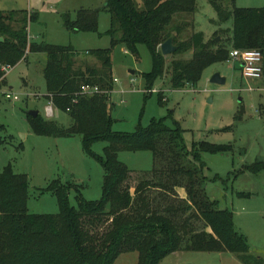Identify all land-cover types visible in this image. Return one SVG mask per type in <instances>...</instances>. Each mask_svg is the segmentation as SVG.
<instances>
[{
    "label": "trees",
    "instance_id": "1",
    "mask_svg": "<svg viewBox=\"0 0 264 264\" xmlns=\"http://www.w3.org/2000/svg\"><path fill=\"white\" fill-rule=\"evenodd\" d=\"M207 1L219 23L232 19L226 44L215 42L218 35L205 42L202 33L194 31L196 0H106L102 9H81L75 17L63 14L62 25L70 34L100 37L99 13L109 15L104 35L111 47L86 53L95 61L92 66L77 58L71 45L29 43L27 25L36 20L35 15L0 12V64L15 66L25 59L26 50L44 54L45 98L71 121L64 127L39 113L35 118L27 114L32 132L53 138L80 136L83 148L104 170L100 200L88 202L78 193L73 208L68 203L69 187L54 181L44 191L55 196L59 212L37 215L27 210V176L5 167L0 172V264H113L126 252L138 254L137 264H160L183 251L230 253L241 264H261L236 230L232 212L219 209L205 192L200 153L221 154L230 146L202 144L199 151L188 149L184 131L178 125L168 127L164 118L151 120L147 127L138 124L130 134L112 131L108 101L114 82L111 50L116 45L132 55L138 54L141 45L149 51L153 68L143 75L149 96L153 81L163 76L165 59L159 46L169 37L177 47L173 56L192 53L189 60L172 57L167 72L173 90L196 84L208 66L228 62L231 50L260 52L264 80V7L236 8L234 0ZM83 87L97 91L84 93ZM162 102L163 95L158 93V103ZM242 113L237 112L235 119L240 120ZM97 142L107 143L102 156L90 150ZM119 152H149L154 167L131 176L118 161ZM247 169L258 173L264 162ZM131 180L136 182L134 187L129 186ZM178 189L184 190L185 198L178 197Z\"/></svg>",
    "mask_w": 264,
    "mask_h": 264
},
{
    "label": "rangeland",
    "instance_id": "2",
    "mask_svg": "<svg viewBox=\"0 0 264 264\" xmlns=\"http://www.w3.org/2000/svg\"><path fill=\"white\" fill-rule=\"evenodd\" d=\"M141 3V0H136ZM106 0H0V12L11 11L33 14L34 22L28 23L29 43H48L58 46L71 45L77 58L94 60L86 53L111 47L110 38L104 33L109 29V15L103 11L98 17V33L70 34L62 25V15L72 17L78 10L102 9ZM236 8H262L264 0H234ZM196 33H202L207 42L218 35L226 44L232 33V19L219 23L212 5L207 0H196L193 14ZM28 43V44H29ZM191 52L165 56L164 73L156 78L150 96L145 91L143 75L151 72L153 62L143 45L138 54L132 55L123 45L111 50V77L113 90L108 106L113 120L112 131L130 134L138 124L147 127L153 119H165L168 127L178 125L188 149L200 150L202 144L230 146L221 154L201 152L204 163V188L210 200H216L221 210L231 211L236 230L249 247V253L264 264V169L258 173L247 168L264 162V81L242 79L239 63L217 62L205 68L200 79L192 86L173 90L167 67L174 57L189 60ZM22 59L2 81V91L20 96L17 102L0 97V172L10 166L14 173L28 178L27 210L30 214H57L59 207L55 196L44 190L54 181L66 185L68 203L76 208L78 193L88 201L101 199L104 170L83 148L81 137L53 138L34 134L27 114L37 111L45 116L46 100L43 70L46 56L42 53H25ZM173 57V58H172ZM6 64H0V66ZM214 74L225 79L222 85L210 83ZM1 76V75H0ZM158 93L163 102L158 103ZM27 96V97H26ZM54 110L49 120L68 127L67 114ZM243 111L240 120L235 116ZM48 120V119H47ZM106 142L94 143L90 150L102 156ZM119 162L137 176L154 167L149 152H119ZM136 182L130 181L129 186ZM178 197L185 198L183 189ZM138 254H120L113 264H137ZM160 264H241L234 254L213 252H176Z\"/></svg>",
    "mask_w": 264,
    "mask_h": 264
},
{
    "label": "built area",
    "instance_id": "3",
    "mask_svg": "<svg viewBox=\"0 0 264 264\" xmlns=\"http://www.w3.org/2000/svg\"><path fill=\"white\" fill-rule=\"evenodd\" d=\"M27 52V50H26ZM228 62H237L239 63V68L241 71V76L243 79L248 80H261L262 79V56L261 53L256 50H231L229 54ZM12 69L10 65H2L0 66V96L3 97L4 100L9 102H17L20 100V96L14 94L10 91L3 92L2 91V81L6 78V75ZM116 82V80H113ZM82 91L84 93H92L96 92L97 88L93 87H83ZM154 92V91H152ZM27 97V96H26ZM45 116L46 118L54 117V110L51 103L45 107Z\"/></svg>",
    "mask_w": 264,
    "mask_h": 264
},
{
    "label": "water",
    "instance_id": "4",
    "mask_svg": "<svg viewBox=\"0 0 264 264\" xmlns=\"http://www.w3.org/2000/svg\"><path fill=\"white\" fill-rule=\"evenodd\" d=\"M2 41V38H0V42ZM215 42H219V38L215 39ZM160 52L161 54L165 57V56H170L172 55L176 50L177 47L174 46L173 44V37H169L165 42H163L160 46H159ZM210 83L212 84H218V85H222L225 83V79L220 77L219 74H214L211 79H210ZM28 114L32 117L35 118L38 115L37 111H30L28 112Z\"/></svg>",
    "mask_w": 264,
    "mask_h": 264
},
{
    "label": "crops",
    "instance_id": "5",
    "mask_svg": "<svg viewBox=\"0 0 264 264\" xmlns=\"http://www.w3.org/2000/svg\"><path fill=\"white\" fill-rule=\"evenodd\" d=\"M241 78H242V77H241ZM242 79H243V78H242ZM263 81H264V80H261V81H260V84H261V85H262V83H261V82H263Z\"/></svg>",
    "mask_w": 264,
    "mask_h": 264
}]
</instances>
